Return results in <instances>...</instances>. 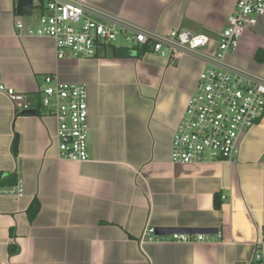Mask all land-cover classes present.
Wrapping results in <instances>:
<instances>
[{"label": "crops", "instance_id": "1", "mask_svg": "<svg viewBox=\"0 0 264 264\" xmlns=\"http://www.w3.org/2000/svg\"><path fill=\"white\" fill-rule=\"evenodd\" d=\"M85 1L157 34L206 35L203 51L212 54L239 0ZM15 6L0 0V81L34 108L46 75L84 84L88 160H58L55 120L23 115L0 93V183L13 176L23 190L0 196V264H255L264 237V117L241 137L235 165H173V134L206 65L124 47L114 48L117 57L104 47L96 58L57 60L52 40L14 30L17 21L35 27L38 9L20 17ZM228 59L264 78V18ZM145 226L215 229L221 237L140 245ZM9 245L18 252L9 255Z\"/></svg>", "mask_w": 264, "mask_h": 264}, {"label": "built area", "instance_id": "2", "mask_svg": "<svg viewBox=\"0 0 264 264\" xmlns=\"http://www.w3.org/2000/svg\"><path fill=\"white\" fill-rule=\"evenodd\" d=\"M17 1V0H16ZM39 11L37 25L14 24L18 35L43 37L53 41L55 58H96L104 47L148 48L168 60L193 56L205 65L198 75L193 93L186 102L183 116L174 132L169 161L173 165H207L226 162L235 165L239 142L264 117V78L246 68L232 64L233 54L243 34L264 18V0H239L218 34L215 51L203 49L208 37L185 30L157 34L118 15L100 10L85 0H32ZM124 39V44H118ZM38 90V107L34 108L25 94L17 93L0 81V93L7 96L17 112L34 111L55 120V145L58 160L83 163L88 160L87 95L84 84L62 83L56 75L42 78ZM22 183L1 187L0 196L21 197ZM224 197H222L223 199ZM213 235L172 233L157 235L156 228L145 226L138 243L194 244L209 242ZM255 264H264V237L256 242Z\"/></svg>", "mask_w": 264, "mask_h": 264}, {"label": "water", "instance_id": "3", "mask_svg": "<svg viewBox=\"0 0 264 264\" xmlns=\"http://www.w3.org/2000/svg\"><path fill=\"white\" fill-rule=\"evenodd\" d=\"M16 14L20 17H28L32 12V0H17L15 6ZM23 115H35L34 111H25ZM157 235L167 236L172 233H191V234H204L213 235L217 233L215 229H168V228H157Z\"/></svg>", "mask_w": 264, "mask_h": 264}, {"label": "trees", "instance_id": "4", "mask_svg": "<svg viewBox=\"0 0 264 264\" xmlns=\"http://www.w3.org/2000/svg\"><path fill=\"white\" fill-rule=\"evenodd\" d=\"M112 49H113L114 56L117 57L118 52H120L121 50H115L114 48H112ZM147 49L148 48H145V47L137 48V52L141 53L142 51H145ZM257 56L258 55H256V58H258ZM261 58L262 57L260 56L258 60H261ZM12 149H13V151H16V139L13 141ZM15 183H16V180H14L13 176H10L0 183V187L12 186ZM214 207L216 209H218L219 203L215 201ZM37 212H38V203L35 201V202L31 203L30 207L27 210V216H28L29 221H33ZM7 251H8L9 255H14L18 252V248L16 246L9 245L7 248Z\"/></svg>", "mask_w": 264, "mask_h": 264}, {"label": "rangeland", "instance_id": "5", "mask_svg": "<svg viewBox=\"0 0 264 264\" xmlns=\"http://www.w3.org/2000/svg\"><path fill=\"white\" fill-rule=\"evenodd\" d=\"M34 16H37L36 9H33V17H34ZM124 42H125L124 39H119L117 43H118V44H124ZM192 93H193V92H192ZM189 97H190V96H189ZM189 97H188V98H189ZM173 135H174V134H173Z\"/></svg>", "mask_w": 264, "mask_h": 264}]
</instances>
